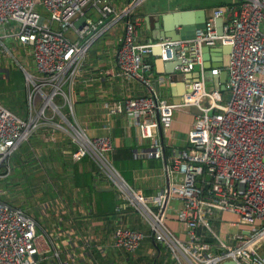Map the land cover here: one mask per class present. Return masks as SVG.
Listing matches in <instances>:
<instances>
[{
    "label": "built area",
    "instance_id": "2783aa9c",
    "mask_svg": "<svg viewBox=\"0 0 264 264\" xmlns=\"http://www.w3.org/2000/svg\"><path fill=\"white\" fill-rule=\"evenodd\" d=\"M236 1V7H212L204 26L195 28L191 38L139 42L138 21L131 14L141 0H129L119 8L108 0H0V53L11 55L24 73L26 111L19 116L0 102V178L10 173V155L37 128L45 127L42 139L47 142L54 141L60 129L74 143L71 158L87 156L94 161L121 201L147 223L148 235L168 248L175 264H220L226 259L264 264V0ZM87 8L96 9L98 18L95 22L86 18L75 30L78 38L70 39L63 30L72 27ZM118 21L123 31L113 74L134 78L147 89L145 94L107 105L108 112L123 111L133 119L137 136L148 140L133 155L161 157L163 143L158 131L171 126L174 110L193 105L200 110L193 113L184 147L164 162L165 187L149 194L135 190L123 178L108 155L110 136L89 135L74 118L71 96L63 89L65 82L73 85L88 47L103 27ZM49 22L59 29H52ZM7 36L30 49L35 72L19 62L4 42ZM216 44L229 45L223 89L209 86L206 80L221 67L203 65V46ZM156 46L161 48L158 56L163 60L175 55L176 68L183 73L199 66L197 76L177 101L159 97L153 85L156 77L149 55ZM56 95L62 97L60 104L54 100ZM63 105L68 106L72 119L56 122L51 116L60 115ZM171 198L180 201L175 218L185 227L186 239L166 223L164 208ZM213 211L236 215L227 222L235 228L226 237L229 244L211 224ZM197 227L204 232L197 233ZM146 236L145 231L118 225L112 244L133 253ZM42 237L28 213L0 199V264H40L49 251L40 248ZM59 264L70 262L60 260Z\"/></svg>",
    "mask_w": 264,
    "mask_h": 264
},
{
    "label": "crops",
    "instance_id": "0c3cea01",
    "mask_svg": "<svg viewBox=\"0 0 264 264\" xmlns=\"http://www.w3.org/2000/svg\"><path fill=\"white\" fill-rule=\"evenodd\" d=\"M108 1L119 8L129 0ZM221 4L235 6L237 1L141 0L131 14V18L138 21L137 40L148 42L162 39V22L172 20L179 10L203 8L207 15L212 7ZM37 8L44 11L40 6ZM84 15L92 22L98 18V12L94 8H87ZM43 16L47 17L45 12ZM74 21L72 27L63 30L70 39L78 38ZM106 21L107 18L103 19L104 23ZM219 21L221 22L218 18V26ZM49 26L59 29L55 22H49ZM122 31L120 21L103 27L88 47L80 69L73 77V85L65 82L63 89L71 96L74 118L87 133L110 136L112 146L108 155L123 178L135 190L149 194L165 187L164 162L186 144V132L193 120V113L190 109L177 108L174 110L171 126L159 129L158 137L163 143L161 157L133 155L134 150L145 147L148 140L137 136L134 120L123 111H107L109 103L142 95L147 91L138 80L113 74L116 67L115 52ZM7 39L13 44L10 48L17 54L19 62L35 72L30 49L19 44L14 36L5 37V43ZM22 52L23 55H19ZM155 52L156 48L149 55L156 77L152 79L153 85L159 97L177 101L187 90L196 70L183 73L175 65L173 71H166L163 63H158L160 57ZM204 54L203 65L210 68L222 64L227 50L224 45L216 44L208 46ZM160 60L163 61L162 58ZM2 66H5V62L0 63V73L3 72L8 77V72ZM196 67L199 68L198 65ZM213 76L214 74L207 75L206 78L207 84L212 87L215 86ZM22 89V102L12 103L10 108L16 114L18 112L24 116V77ZM61 99L60 95L54 97L59 104ZM47 114L51 116L49 111ZM51 118L64 123L65 118L72 119V116L68 106L63 105L60 115ZM44 131L45 127L41 126L27 140L19 143L11 155L10 174L0 179V199L22 208L35 220L37 233H43L39 245L49 251L40 263L59 264L60 260H68L70 264H152L155 260V264H175L168 248L148 235L147 223L134 209L121 201L116 188L99 171L94 161L87 156L73 160L71 152L74 143L64 131L57 130L56 138L51 142L42 139ZM22 191L24 195L19 197L18 193ZM179 204L180 201L176 198L168 199L164 213L168 227L178 237L186 239L185 227L175 218ZM211 216L212 226L216 227L217 233L225 237L229 244V238L226 237L235 228L228 227L227 222L236 219V215L228 211H213ZM118 225L146 232L147 236L133 253L112 244L113 230ZM196 232L203 233L204 230L197 227ZM53 251L57 252V256Z\"/></svg>",
    "mask_w": 264,
    "mask_h": 264
},
{
    "label": "water",
    "instance_id": "95a60500",
    "mask_svg": "<svg viewBox=\"0 0 264 264\" xmlns=\"http://www.w3.org/2000/svg\"><path fill=\"white\" fill-rule=\"evenodd\" d=\"M205 18H206V13L203 8H190V9L179 10L174 14L172 20H166V21L164 20V22H162L161 38H164V37L191 38L194 36L195 28L204 26ZM85 20H86L85 15H80L74 21V25L76 27H80L81 25L85 23ZM216 23H217V20H216ZM175 25L177 28H175ZM220 26H221V22L219 26L216 24V27L219 33L221 32ZM224 46L227 50L226 58L224 59L222 64L219 65L221 67L219 73L213 76V80L215 81L214 87L217 89L224 88V81L226 79V70L224 67L227 65L229 45H224ZM207 47L208 46H205V47L203 46V49H202L203 53ZM155 48L157 50L155 54L160 55L161 48L159 46H156L153 49ZM203 56L205 57V54ZM161 62L163 63L166 71H173L175 68V65H177L179 61L174 55L170 60L162 61L160 60V58H158V63H161ZM204 67L207 68L209 66L204 65ZM194 73H195V76H197V71H194ZM228 98H229V94L227 93L226 99ZM184 109H190L193 112L199 111L195 106L186 107ZM109 188H113V187H109ZM152 264H155V260L152 261ZM220 264H237V263L234 260L226 259L222 261Z\"/></svg>",
    "mask_w": 264,
    "mask_h": 264
},
{
    "label": "rangeland",
    "instance_id": "374dc122",
    "mask_svg": "<svg viewBox=\"0 0 264 264\" xmlns=\"http://www.w3.org/2000/svg\"><path fill=\"white\" fill-rule=\"evenodd\" d=\"M6 44L9 47H11L13 45L12 43H10L9 39L6 40ZM10 49H12V48H10ZM19 55H23V52H22V54H19ZM1 62L2 63L5 62V66H2V67L4 68V71L6 70L8 72V77H6L5 73H3V72L0 73V97L4 98L9 103H13V104L21 103L22 102L21 99L23 96L22 84H23L24 73L17 66V64L13 60L12 56L7 54V53H5V54L0 53V63ZM6 62H8V64H6ZM6 65H8V66H6ZM193 70H197L196 65L194 66ZM195 107L198 109L197 106H195ZM199 112H200V110L198 112L192 111V113H199ZM11 155L9 157V162L11 159ZM18 194H19V197L24 195L23 191H22V193H18ZM228 227H227V230L230 232ZM213 228L216 230V227L213 226ZM231 231H234V229H232Z\"/></svg>",
    "mask_w": 264,
    "mask_h": 264
},
{
    "label": "trees",
    "instance_id": "16d2710c",
    "mask_svg": "<svg viewBox=\"0 0 264 264\" xmlns=\"http://www.w3.org/2000/svg\"><path fill=\"white\" fill-rule=\"evenodd\" d=\"M0 102H2V103H3L4 105H6L7 107L9 106V108L12 107V106H11L12 103H9L8 101H6V100H5L4 98H2V97H0ZM10 109H11V108H10ZM11 110H12V109H11ZM17 114L19 115L20 113L17 112ZM19 116H21V115H19ZM22 117H23V116H22ZM28 138H29V137H28ZM10 166H11V165H10ZM9 174H10V173H9ZM9 174H8V175H9ZM5 177H6V176H5ZM3 178H4V177H3ZM3 178H0V179H3ZM151 263H152V262H151Z\"/></svg>",
    "mask_w": 264,
    "mask_h": 264
}]
</instances>
